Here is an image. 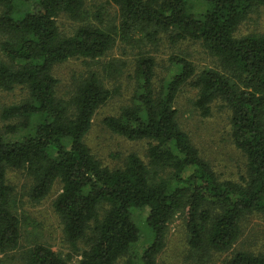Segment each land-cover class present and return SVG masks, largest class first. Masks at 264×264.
I'll return each mask as SVG.
<instances>
[{
	"label": "trees",
	"instance_id": "1",
	"mask_svg": "<svg viewBox=\"0 0 264 264\" xmlns=\"http://www.w3.org/2000/svg\"><path fill=\"white\" fill-rule=\"evenodd\" d=\"M111 1L128 31L173 32L176 40L202 41L216 58L222 72L207 69L197 77L193 105L208 117L214 102L225 103L234 143L246 157V175L240 182L221 181L181 126L175 102L196 74L181 56L171 57L179 70L159 90L154 60H137L139 93L104 123L114 134L147 143V161L131 153L119 168L103 166L85 138L112 92L91 73L65 99L58 95L54 69L70 59L105 56L115 45V31L90 24L69 33L60 30L58 18L80 19L85 0H0V90H26V98L5 107L2 118L16 121L5 126L7 133L28 131L18 142L0 133V253L17 249L21 238L13 189L6 181L9 169L29 177L35 202L61 184L54 207L64 235L76 249L86 240L77 264H117L125 257L127 264H158L169 224L180 213L192 250L227 253L242 236L243 218L264 215V33L236 36L264 0H203L199 14L194 0ZM145 210L151 240L134 255L143 238L135 212ZM70 258L35 244L23 264H74ZM226 264H264V250L236 252Z\"/></svg>",
	"mask_w": 264,
	"mask_h": 264
},
{
	"label": "rangeland",
	"instance_id": "2",
	"mask_svg": "<svg viewBox=\"0 0 264 264\" xmlns=\"http://www.w3.org/2000/svg\"><path fill=\"white\" fill-rule=\"evenodd\" d=\"M195 12L203 11V0L193 1ZM1 9V8H0ZM90 24L115 31L114 47L103 57L95 60L75 58L57 65L54 74L59 80L58 95L68 99L77 83L91 73L97 74L112 92V98L101 107L92 127L85 138L94 157L103 166L116 169L123 166L131 153L146 159L147 143L130 141L114 134L105 125L106 117H117L123 107L132 104L133 97L140 91V79L135 74L136 62L143 57L154 60V87L159 90L179 67L171 61L172 56H181L189 60L196 69V74L180 90L175 108L183 129L198 147L202 156L210 163L221 181L240 182L246 175V157L236 147L232 137L230 111L225 103L218 100L213 103L211 114L202 117L193 102L197 98L198 87L194 85L197 77L207 69L222 72L219 62L206 49L202 41L176 40L173 32H160L154 36L128 31L121 21L119 8L111 0H85L80 19L72 20L63 15L58 18L61 31L69 33L77 27ZM264 33V7L255 8L239 26L236 36L245 37ZM0 34V43H1ZM26 98V90L15 88L13 91L0 90V133L8 142H18L28 131L22 129L7 133L5 126L16 123L2 118L5 107L20 103ZM12 187L13 211L20 220L21 238L17 249L0 253V264H23L25 252L35 244L51 247L64 258L72 259L74 264L80 259L79 254L87 247L86 240L74 248L66 239L63 224L55 211L54 203L60 193L61 184L57 183L52 192L41 202L30 197L32 181L18 170L9 169L6 177ZM148 210L135 212L139 220L142 237L133 249L134 255H141L148 246L150 231L143 221ZM242 236L227 253L194 251L189 244L185 215L178 214L169 224L165 246L157 255L158 264H226L233 254L239 251L258 253L264 250V215L255 213L243 218ZM206 252V253H205ZM127 257L117 264H127Z\"/></svg>",
	"mask_w": 264,
	"mask_h": 264
}]
</instances>
